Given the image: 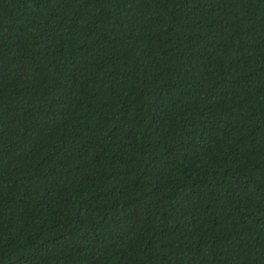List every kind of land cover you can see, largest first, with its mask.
<instances>
[{"label": "trees", "instance_id": "obj_1", "mask_svg": "<svg viewBox=\"0 0 264 264\" xmlns=\"http://www.w3.org/2000/svg\"><path fill=\"white\" fill-rule=\"evenodd\" d=\"M0 264H264V0H0Z\"/></svg>", "mask_w": 264, "mask_h": 264}]
</instances>
